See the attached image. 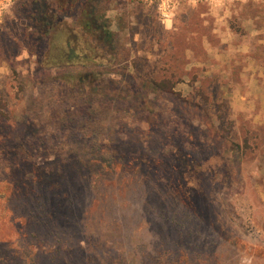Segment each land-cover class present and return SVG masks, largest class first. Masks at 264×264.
I'll return each instance as SVG.
<instances>
[{
    "label": "rangeland",
    "instance_id": "374dc122",
    "mask_svg": "<svg viewBox=\"0 0 264 264\" xmlns=\"http://www.w3.org/2000/svg\"><path fill=\"white\" fill-rule=\"evenodd\" d=\"M257 31L264 0H0V264H264Z\"/></svg>",
    "mask_w": 264,
    "mask_h": 264
},
{
    "label": "trees",
    "instance_id": "16d2710c",
    "mask_svg": "<svg viewBox=\"0 0 264 264\" xmlns=\"http://www.w3.org/2000/svg\"><path fill=\"white\" fill-rule=\"evenodd\" d=\"M91 15V14H90ZM89 16V15H88ZM56 14L51 5L45 1H38L34 6V11L32 13V23L36 32L41 36H49L55 27ZM93 32L98 37L96 40L103 39V31L99 29V26L96 25V22L93 18ZM107 33V32H106Z\"/></svg>",
    "mask_w": 264,
    "mask_h": 264
},
{
    "label": "crops",
    "instance_id": "0c3cea01",
    "mask_svg": "<svg viewBox=\"0 0 264 264\" xmlns=\"http://www.w3.org/2000/svg\"><path fill=\"white\" fill-rule=\"evenodd\" d=\"M260 25H263V24H257V27H259L260 29H262V27H260ZM257 36L264 37V32L263 31H260V32L257 31ZM262 45H264V44H262ZM259 47H261L264 50V46H259Z\"/></svg>",
    "mask_w": 264,
    "mask_h": 264
},
{
    "label": "built area",
    "instance_id": "2783aa9c",
    "mask_svg": "<svg viewBox=\"0 0 264 264\" xmlns=\"http://www.w3.org/2000/svg\"><path fill=\"white\" fill-rule=\"evenodd\" d=\"M158 8L160 9V13H162V15L165 16V13L163 12V9H167V7L166 6H162V4H159Z\"/></svg>",
    "mask_w": 264,
    "mask_h": 264
}]
</instances>
